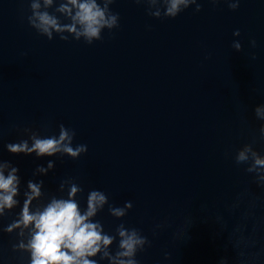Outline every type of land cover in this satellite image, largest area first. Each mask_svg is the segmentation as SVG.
Masks as SVG:
<instances>
[{
	"label": "water",
	"instance_id": "obj_1",
	"mask_svg": "<svg viewBox=\"0 0 264 264\" xmlns=\"http://www.w3.org/2000/svg\"><path fill=\"white\" fill-rule=\"evenodd\" d=\"M32 2L0 0V162L20 179L17 204L0 215V264H31L30 229L7 231L29 181L42 182L33 211L66 198L71 184L82 210L91 191L103 192L93 221L113 237L112 258L123 229L144 240L124 258L136 264H264V172L248 170L252 152L264 157V0H197L198 12L193 4L175 17L165 0H112L117 23L91 43L40 34ZM61 3L40 11L69 23ZM61 126L87 151L6 150L58 138ZM245 148L249 159L237 162ZM101 257L90 259L111 264Z\"/></svg>",
	"mask_w": 264,
	"mask_h": 264
},
{
	"label": "clouds",
	"instance_id": "obj_2",
	"mask_svg": "<svg viewBox=\"0 0 264 264\" xmlns=\"http://www.w3.org/2000/svg\"><path fill=\"white\" fill-rule=\"evenodd\" d=\"M111 2L112 0H105L104 7H101L97 0H63L57 12L63 14L69 23L62 24L56 16L50 15L47 11H40L41 3L44 8H49L54 0H33L30 5L33 16L29 22L35 30L49 40L55 32L61 36V39H65L64 33H69L76 39L83 37L86 42L91 43L100 38L102 29H110L117 23L116 16L107 14V5ZM209 2L215 5L223 0H209ZM227 3L229 6H236L239 0H227ZM165 4V14L169 17H175L189 5H196L197 12L201 7L197 0H165ZM156 15L159 13L157 12ZM234 31L239 29L235 28ZM233 43L238 44V41L234 40ZM252 43L255 44V41ZM261 111L260 108L256 109L257 115H261ZM72 137L73 133L61 126L58 138L33 136L31 145L27 140H23L7 144L5 147L12 155L35 153L37 157H52L60 153L75 159L87 151V145L73 147ZM249 151L248 148L240 151L236 157L237 162L247 161ZM251 158L253 164L248 170L264 172V157L252 152ZM52 167V162H49L47 168H38L37 172L43 175ZM18 171V168L10 167L7 162H0V215L17 204L15 197L18 195L20 184ZM27 189L19 219L7 231L16 228L30 229L31 238L26 247L31 253V264H97L96 260L90 258L98 253H102V259L109 258L111 264H136L133 259H124L132 257L137 247L144 243L135 231L127 232L120 229L119 248L121 250L115 258L109 256L107 249L112 244L113 237L103 232L99 222L93 221L97 212L102 210L107 202L103 192L91 191L86 198V208L82 210L75 198L81 188L71 184L66 198L53 197L45 206L33 211L31 204L41 196L42 182L29 181ZM111 214L121 217L125 213L122 209H113ZM155 264H161V262L157 260Z\"/></svg>",
	"mask_w": 264,
	"mask_h": 264
}]
</instances>
